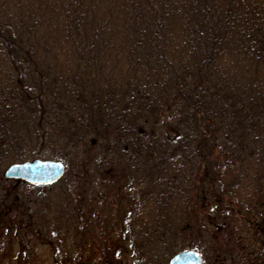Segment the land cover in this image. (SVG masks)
Listing matches in <instances>:
<instances>
[{"label":"trees","instance_id":"1","mask_svg":"<svg viewBox=\"0 0 264 264\" xmlns=\"http://www.w3.org/2000/svg\"><path fill=\"white\" fill-rule=\"evenodd\" d=\"M35 157L93 225L81 253L42 241L56 264H205L197 232L264 264V0H0V189ZM18 184L0 208L30 220L50 184Z\"/></svg>","mask_w":264,"mask_h":264},{"label":"rangeland","instance_id":"2","mask_svg":"<svg viewBox=\"0 0 264 264\" xmlns=\"http://www.w3.org/2000/svg\"><path fill=\"white\" fill-rule=\"evenodd\" d=\"M105 182L106 180L100 182V184L104 185ZM6 183L0 189L2 195L4 194V190L10 186H20L18 184L20 181L9 180ZM45 187L47 188L44 191L45 197L38 200L34 206L31 205L30 208L24 209L27 212H32L33 217L30 220L25 219L23 213H15L14 209L11 208L10 199H6V206H1L3 210L0 208V214L3 217L0 220V264H56V262L64 261L60 256L57 261L53 257L55 254L52 253L51 247L42 242L47 240V237L58 241L65 240V242L68 239L71 242L72 238V242L79 245L80 253L84 246L85 248L88 246L87 240L91 235L90 227H93V225L86 224V218H73L71 215L73 212L72 209V211L69 210L66 213L65 204L68 196L66 197L65 194L68 193V190H66L65 184L55 182L50 185H45ZM99 190L102 191L103 188L97 191ZM70 192H73L71 198H75L76 192ZM6 193L11 196L10 192ZM58 211L61 212L60 215ZM52 214L57 215L52 217ZM58 217H60V220L56 221ZM45 218L49 220L48 225L45 224ZM40 220L44 226L43 230L34 233V222ZM200 236L197 232L195 234H189L185 238L187 241L189 240L192 243L198 244L202 248L205 255V264H213L211 261H213L212 254L215 249V244L208 239V236ZM74 248L75 246H72L71 251ZM65 249V247H62V250Z\"/></svg>","mask_w":264,"mask_h":264},{"label":"water","instance_id":"3","mask_svg":"<svg viewBox=\"0 0 264 264\" xmlns=\"http://www.w3.org/2000/svg\"><path fill=\"white\" fill-rule=\"evenodd\" d=\"M64 164L59 160L33 158L8 165L3 175L31 183H50L62 175ZM168 264H202L200 253L194 249L180 251L173 255Z\"/></svg>","mask_w":264,"mask_h":264},{"label":"flooded vegetation","instance_id":"4","mask_svg":"<svg viewBox=\"0 0 264 264\" xmlns=\"http://www.w3.org/2000/svg\"><path fill=\"white\" fill-rule=\"evenodd\" d=\"M213 264H217V263L213 262Z\"/></svg>","mask_w":264,"mask_h":264}]
</instances>
